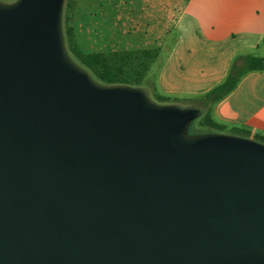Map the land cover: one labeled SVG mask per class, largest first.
Returning a JSON list of instances; mask_svg holds the SVG:
<instances>
[{"label": "water", "instance_id": "1", "mask_svg": "<svg viewBox=\"0 0 264 264\" xmlns=\"http://www.w3.org/2000/svg\"><path fill=\"white\" fill-rule=\"evenodd\" d=\"M64 0H0V264H264V143L94 79Z\"/></svg>", "mask_w": 264, "mask_h": 264}, {"label": "crops", "instance_id": "2", "mask_svg": "<svg viewBox=\"0 0 264 264\" xmlns=\"http://www.w3.org/2000/svg\"><path fill=\"white\" fill-rule=\"evenodd\" d=\"M129 1L158 21L144 35L147 44L151 30L153 47L158 49L150 70L160 60L153 92L197 109L205 107V113L226 130L237 127L264 136V68L243 74L220 100L204 102V96L226 79L232 64L245 56L262 58L264 63V0ZM167 79L190 86H163Z\"/></svg>", "mask_w": 264, "mask_h": 264}, {"label": "rangeland", "instance_id": "3", "mask_svg": "<svg viewBox=\"0 0 264 264\" xmlns=\"http://www.w3.org/2000/svg\"><path fill=\"white\" fill-rule=\"evenodd\" d=\"M67 2V6L63 3L62 19L67 13L74 40L80 48L86 52L102 53L113 66L114 71L130 74L131 79L137 77V73L132 72L130 67H138L143 60H147L145 54L154 49V33L149 30L147 44L144 36L146 29H153L158 22L154 21L150 11L144 10L145 8L135 9L134 5L130 6L129 0H67ZM141 3L144 5L145 2L141 1ZM154 59L141 82L131 86L140 88L152 103L194 108L193 104L187 105L179 99L166 98V101H162L153 92V84L158 85L153 75L160 67V60H158L150 70ZM172 84H176L174 86L177 89L190 86L186 81L170 79L162 81L163 86ZM204 108L199 109V116L190 123L188 128L190 134L224 133L239 136L226 128L220 131L202 125Z\"/></svg>", "mask_w": 264, "mask_h": 264}, {"label": "trees", "instance_id": "4", "mask_svg": "<svg viewBox=\"0 0 264 264\" xmlns=\"http://www.w3.org/2000/svg\"><path fill=\"white\" fill-rule=\"evenodd\" d=\"M12 1V0H6ZM64 4H68L67 0H64ZM69 16L64 14L62 19L63 35L65 44L71 57L84 69H86L90 75L97 81L104 84H128L135 85L141 82L145 74L149 69L151 61L157 56L158 49H153L152 52H147L145 55L147 60H143L138 67H130L132 72L137 73V77L131 79L130 74L116 72L113 66L108 62L102 53L99 52H86L80 48L78 43L74 40L72 28L68 23ZM129 68V69H130ZM263 59L253 56H245L240 63L232 64L230 72L226 79L214 86L205 96V104L213 103L220 100L223 96L229 93L237 84L240 77L250 70L263 69ZM135 83V84H134ZM162 101H166V97L157 95ZM201 124L212 129L224 131L225 126L214 122L208 112L204 113ZM231 133H235L239 136L252 138L259 142L264 143V136L254 134L251 135L249 131L242 128H231L228 130Z\"/></svg>", "mask_w": 264, "mask_h": 264}]
</instances>
